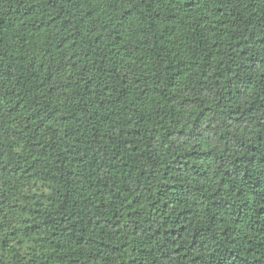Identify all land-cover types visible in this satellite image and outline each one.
Masks as SVG:
<instances>
[{
  "label": "trees",
  "instance_id": "obj_1",
  "mask_svg": "<svg viewBox=\"0 0 264 264\" xmlns=\"http://www.w3.org/2000/svg\"><path fill=\"white\" fill-rule=\"evenodd\" d=\"M0 264H264V0H0Z\"/></svg>",
  "mask_w": 264,
  "mask_h": 264
}]
</instances>
